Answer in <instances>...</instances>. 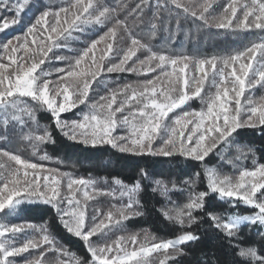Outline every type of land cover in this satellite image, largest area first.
<instances>
[{"label": "snow or ice", "instance_id": "snow-or-ice-1", "mask_svg": "<svg viewBox=\"0 0 264 264\" xmlns=\"http://www.w3.org/2000/svg\"><path fill=\"white\" fill-rule=\"evenodd\" d=\"M188 20L200 22L196 35L184 34L194 44L201 31L211 29L262 35L221 55L153 45L161 30L175 41L182 21ZM17 26L21 33L0 43V142L11 143L16 134L34 155L55 143L51 126H41L37 119L44 111L70 141L110 145L134 156L181 157L199 163L203 172L180 184L154 181L152 192L172 205L161 209L163 216L182 229L174 238L158 239L147 230L129 232L125 223L143 215L138 210L141 180L127 184L103 178L102 186L91 174L74 176L0 148V264H177L187 254L185 247L201 240L194 226L198 229L204 216L239 264H264V231L258 233L259 247L240 243L245 228L264 230V163L254 159V167L244 166L252 149L245 152L236 144L241 129L264 132V0H117L114 5L62 0L55 7L43 0H0V33ZM88 33L94 38L82 48L72 47ZM58 50L71 55H57ZM54 61L64 66L44 67ZM126 73L144 78L126 83L109 79ZM195 100L202 105L199 110L191 108ZM80 106V119H62ZM233 147L239 153L235 159L228 155ZM212 155L234 171L209 166ZM140 174L149 178L146 169ZM201 175L206 190L197 191ZM173 190L187 191V202L177 206L169 195ZM213 194L232 208L242 204L253 212L225 218L208 211ZM104 198L107 206L101 203ZM41 204L83 242L87 260L70 252L47 222H12L23 206Z\"/></svg>", "mask_w": 264, "mask_h": 264}, {"label": "trees", "instance_id": "trees-1", "mask_svg": "<svg viewBox=\"0 0 264 264\" xmlns=\"http://www.w3.org/2000/svg\"><path fill=\"white\" fill-rule=\"evenodd\" d=\"M106 2L114 5L117 0H106ZM43 3L55 7L62 3V0H43ZM150 15L151 13H149ZM198 26H200L199 21L195 23L192 20L182 21V30L177 34L175 41L168 39L167 33L161 30L152 43L157 47L161 44H166L169 50L177 53L186 51L190 54L198 55H221L232 50L240 49L251 41L258 40L262 35L259 31L232 34L224 30L211 29L199 33L198 44H194L190 40L186 41L184 39L185 32H188L190 35H196ZM21 31L22 29L18 26L5 30V32L0 33V43L20 34ZM147 31L148 29L145 28L141 34H146ZM89 37L94 38L92 33H88L82 36L80 41H74L72 47L76 49L82 48ZM56 54L71 55L68 50H58ZM61 64L63 65V63ZM135 77L138 76L127 73L119 76L112 74L109 79L113 83H124ZM196 102V100L192 102L194 106H196ZM82 107L80 106V108L72 112L62 114V119L69 121L78 119L81 116L80 112L83 109ZM37 119L41 126H51L55 143H48L41 146L40 152L34 155L27 142L21 140L18 135L13 134L11 143L5 144L0 142V148L19 151L23 157L39 161L43 164L54 165L60 169L68 170L77 176L87 177L91 174L94 178H107L109 181L113 177H116L127 184L141 180L143 191L139 197L141 206L138 210L142 211L143 215L132 217L126 221L127 229L131 231L147 230L158 239H170L180 234L182 231L180 226L167 220L161 212V209L172 205L168 199L162 197L158 192L153 193L152 187L156 179H164L168 182L175 181L177 184H180L185 177L192 176L195 172L199 171L202 174L203 169L199 163L188 161L181 157L134 156L128 153H120L110 145L85 146L68 140L58 129H55L47 112L39 111L37 113ZM239 132L240 135L236 137V144L245 152H247L248 148L252 149V152L248 153L247 159L243 160L244 166L252 168L254 166V159L257 163H264V132L259 128L241 129ZM45 153L49 158L40 160V156ZM228 155L235 159L239 153L233 147ZM208 165L219 167L225 173H232L234 171L231 165L223 164L214 155L208 158ZM141 168L146 169L149 173L148 179L141 178ZM169 187H171V183H169ZM202 190H206V182L201 175V180L197 184V191ZM169 195L171 200L176 202L177 206H182L188 200L187 191L173 190ZM206 208L208 211L225 216V218L227 214L233 212H238L241 215L251 214L253 212V209L242 204L238 208H232L224 201L217 199L214 194L208 198ZM200 215L203 216L204 213H200ZM16 216L17 218L20 217L22 221H29L36 224L47 222L52 233L70 252L75 253L76 256L84 258L85 260L89 258L90 254L84 247L83 242L71 236L63 229L54 211L49 206L42 204L25 205L23 206V210ZM194 230H198L201 240L195 244L186 246L185 252L187 254L178 257L177 264H204L205 261L208 264H239V258L233 254L234 250L222 239L221 234L211 226V221L207 216H204V220L198 229H195L194 226ZM260 231L264 230L256 227H253L251 230L245 228L242 232L243 240L240 243L245 246L255 244L259 247L261 239L258 233Z\"/></svg>", "mask_w": 264, "mask_h": 264}, {"label": "rangeland", "instance_id": "rangeland-1", "mask_svg": "<svg viewBox=\"0 0 264 264\" xmlns=\"http://www.w3.org/2000/svg\"><path fill=\"white\" fill-rule=\"evenodd\" d=\"M0 55H3V53H0ZM62 62H57V61H54L51 65H45L44 67H46V68H55V67H63L64 65H62L61 64ZM148 75H151V74H148ZM53 79H55L56 78V74L55 73H53V77H52ZM144 77L143 76H139V77H135V78H133V79H129L128 81H126V82H130V81H136V80H138V79H143ZM126 82H124V83H126ZM255 95L257 96V97H259V95H261V90L259 89V88H257L256 89V92H255ZM197 102H196V106H194L193 105V103H191V108H193V109H196V110H199L201 107H202V105L200 104V102L198 101V100H196ZM185 107H187V106H185ZM83 108V107H82ZM177 112H179L180 110L179 109H177L176 110ZM170 115H172V114H170ZM81 118V116L78 118V119H80ZM47 167H49V168H58V167H55L54 165H51V164H45ZM254 167V166H253ZM60 171H62V172H70V171H68V170H63V169H60V168H58ZM70 173H72V172H70ZM74 176H77V175H75L74 173H72ZM98 180H100L101 181V185L103 186V179H98ZM101 203L103 204V205H105V206H107V204L109 203V200L107 199V198H104V199H102V201H101ZM20 221H22L21 220V218L20 217H18L17 218V216H14V218H12V222H20ZM129 232H140V231H131V230H128ZM93 240H95V241H97V243H101L102 241H100L97 237H93L92 238ZM25 255H27V254H25ZM20 259H22V258H17V260H20Z\"/></svg>", "mask_w": 264, "mask_h": 264}]
</instances>
